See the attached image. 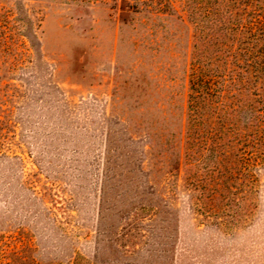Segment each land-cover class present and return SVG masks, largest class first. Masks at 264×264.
<instances>
[{"label": "rangeland", "instance_id": "374dc122", "mask_svg": "<svg viewBox=\"0 0 264 264\" xmlns=\"http://www.w3.org/2000/svg\"><path fill=\"white\" fill-rule=\"evenodd\" d=\"M212 1L0 0V264H264V76L190 104Z\"/></svg>", "mask_w": 264, "mask_h": 264}, {"label": "trees", "instance_id": "16d2710c", "mask_svg": "<svg viewBox=\"0 0 264 264\" xmlns=\"http://www.w3.org/2000/svg\"><path fill=\"white\" fill-rule=\"evenodd\" d=\"M257 3L258 4L253 5L254 9L251 7L252 9L248 11V16L254 14V17L248 21V25L244 26V21L233 20V27H230L229 24L227 25L230 18L225 16L226 13H228L229 8L225 5L217 4L214 0L211 2V7L209 8L210 10L208 13L211 16L209 29L211 32L210 42L214 46L219 47L217 48L219 54L221 55L220 57L214 58L213 55L211 56V53L209 55L213 57L212 60L214 61L207 63L206 66L199 63L194 65L193 73L191 75L192 93L190 94V104H193L192 107L196 112V115L200 113L204 103L207 102L208 105H211L210 107L214 108V105L217 103L220 105L223 99H228L229 97L236 99L243 94V91L248 87V85L252 86L259 79H261V76H264V61H261L264 60V52L262 53V57H257V62L254 63L256 64V67H251V65H249L251 73L255 74L253 77L255 79L252 80L250 79L252 77H248L245 80L242 79V73L239 69H228L226 62L224 61L226 55H232L234 53L233 56L230 57L237 58L240 54L226 49H220V47L225 44V38L231 34L230 32L235 30H237L239 34L237 37H233L232 39L235 40V44L238 42L241 45L242 39L239 36L241 35L244 27H246L245 31H248V34L251 37L256 36V38L254 37V45L264 46V0H260ZM247 8L249 7L247 6L245 10H248ZM253 33H257V35ZM250 49L252 51L253 48L250 47ZM215 61H217V63H213ZM235 102H237V100H234V103ZM234 103H232V105ZM229 108L235 110L234 106ZM198 117L199 116H197V120Z\"/></svg>", "mask_w": 264, "mask_h": 264}]
</instances>
